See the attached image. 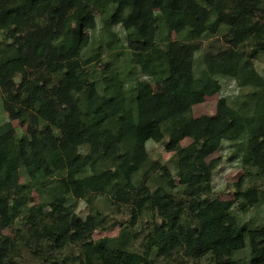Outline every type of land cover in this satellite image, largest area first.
Here are the masks:
<instances>
[{
	"label": "trees",
	"instance_id": "trees-1",
	"mask_svg": "<svg viewBox=\"0 0 264 264\" xmlns=\"http://www.w3.org/2000/svg\"><path fill=\"white\" fill-rule=\"evenodd\" d=\"M216 35L227 47L205 53L196 73V52ZM263 53L264 0H0V264L22 246L45 264H153V253L182 252L264 264V223L249 227L233 211L264 198ZM219 77L249 91L238 106L221 97L215 116L195 117L194 105L221 91ZM150 140L173 152L174 173L151 160ZM225 142L244 144L230 200L214 196L219 161L208 160ZM98 195L159 214L143 252L127 230L93 237L102 220L78 215L75 201ZM18 221L30 232L2 233ZM70 246L80 254L52 259ZM246 247L249 260L236 258Z\"/></svg>",
	"mask_w": 264,
	"mask_h": 264
},
{
	"label": "rangeland",
	"instance_id": "rangeland-1",
	"mask_svg": "<svg viewBox=\"0 0 264 264\" xmlns=\"http://www.w3.org/2000/svg\"><path fill=\"white\" fill-rule=\"evenodd\" d=\"M96 12V11H95ZM98 15V13L96 12ZM117 30L120 32L121 36L124 37V33L121 30L120 26H116ZM165 29V28H164ZM167 31V30H164ZM94 38L101 39V23H98V29L93 34ZM171 39H176L177 35L175 32H171ZM104 38L97 42L95 45L96 49L104 50ZM228 43L225 40V37L222 35H216L215 37L205 40L202 43V50L196 52V64L195 71L199 73L200 67L202 65V57L205 53L218 52L223 48L227 47ZM246 51L251 52V47H246ZM97 62L98 69H104L105 60ZM255 64L259 72L264 75V53L261 54L257 59H255ZM220 83L222 85L221 91L215 95L207 96L205 100L196 104L193 107V115L195 117L201 116H215L217 112L218 100L221 97H226L232 105L238 106V99H243L247 92L248 88L240 87L236 81L226 78L219 77ZM157 93L162 91V86L159 84L154 86ZM1 96V91H0ZM14 126L20 129L19 121L13 122ZM26 127H24V130ZM192 142L191 138L183 139L181 144L187 146ZM243 142H225L223 146L213 152L208 160L218 159L219 164L215 170L213 176V185H214V196L218 197L221 200H230L234 199L236 196V184L244 176L245 170L240 164L241 154L243 152ZM147 149L152 161L160 162L161 164H168L172 170V173L175 172L174 165L171 161L173 158V152H169L165 149L164 141L155 142L148 141ZM179 180L177 179V184ZM244 186H247L251 183L250 179L244 180ZM40 201L37 193L31 195V205H36ZM75 204L77 205L76 213L83 217L88 215L98 216L102 221L93 232V237L95 239H100L103 237H117L120 235L122 230L130 231L132 239V248L135 251L143 252L146 247L147 239L151 235V231L156 222H161L162 219L157 214L149 209L139 212L138 209L130 203L117 202L108 195H98L93 198L92 202L87 200H76ZM234 213L238 218L249 225V227H257L264 223V198L261 195L260 202L252 207L249 212L243 214L238 212L237 208H234ZM30 232V227L23 221L16 222L15 225H10L5 228L2 233L9 235L11 237H16L19 233L27 234ZM35 246L32 248H27L25 246L21 247L20 253L18 256L14 257V262L11 264H45L43 256L36 254L34 250ZM80 247L70 246L61 251L51 254L53 258H62L65 256H75L80 254ZM236 258H242L243 260H249V248L246 247L242 251L238 252L235 255ZM153 264H208V260L201 259L196 260L191 256L184 254L183 252L179 256H173L172 258H164L163 256H157L156 253H153ZM46 262V263H50Z\"/></svg>",
	"mask_w": 264,
	"mask_h": 264
}]
</instances>
